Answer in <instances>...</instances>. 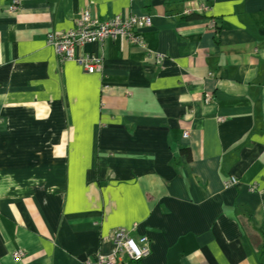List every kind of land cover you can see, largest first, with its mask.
I'll use <instances>...</instances> for the list:
<instances>
[{"label":"crops","instance_id":"0c3cea01","mask_svg":"<svg viewBox=\"0 0 264 264\" xmlns=\"http://www.w3.org/2000/svg\"><path fill=\"white\" fill-rule=\"evenodd\" d=\"M14 1L0 0V264H83L118 228L148 238L138 264H264V0ZM86 7L151 26L140 44L79 48L101 58L88 74L46 42Z\"/></svg>","mask_w":264,"mask_h":264},{"label":"built area","instance_id":"2783aa9c","mask_svg":"<svg viewBox=\"0 0 264 264\" xmlns=\"http://www.w3.org/2000/svg\"><path fill=\"white\" fill-rule=\"evenodd\" d=\"M18 0H15L10 11H15ZM209 7L199 3L195 9H187L184 15L198 13L204 15L209 12ZM215 27L214 22H210ZM151 26V17L147 15H114L105 20H99L92 16L91 10L84 8L79 17L74 21L72 29L62 32H49L46 42L53 48L55 54L62 60L74 62L88 74L100 73L102 70L101 58L96 56H80L77 54L79 48L89 44L103 43L110 39H119L122 42L140 44V29ZM185 132L182 136L187 139ZM238 181L234 177L225 179L223 188L228 189L236 186ZM251 191L255 189L252 186ZM112 247L109 252L96 254L92 259L83 264H137L150 254V243L148 238L139 237L137 240L130 237V231L125 228H118L113 231ZM25 256L23 251L12 254L14 260H20Z\"/></svg>","mask_w":264,"mask_h":264},{"label":"trees","instance_id":"16d2710c","mask_svg":"<svg viewBox=\"0 0 264 264\" xmlns=\"http://www.w3.org/2000/svg\"><path fill=\"white\" fill-rule=\"evenodd\" d=\"M191 15V16H190ZM189 16V18H194V17H199V15L197 16L196 13H191ZM261 235H262V247H261V254L264 256V229L261 230ZM138 264V263H137Z\"/></svg>","mask_w":264,"mask_h":264}]
</instances>
